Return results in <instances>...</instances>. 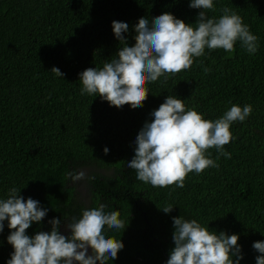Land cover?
I'll return each instance as SVG.
<instances>
[{"label":"trees","instance_id":"trees-1","mask_svg":"<svg viewBox=\"0 0 264 264\" xmlns=\"http://www.w3.org/2000/svg\"><path fill=\"white\" fill-rule=\"evenodd\" d=\"M189 3L0 0V200L15 187L48 209L27 234L49 231L52 218H61L65 230L83 210L104 204L105 212L118 211L129 224L124 231L106 228L108 237L124 243L108 264H166L174 247L172 217L180 215L216 233L238 234L240 264H256L259 253L252 245L264 241V0H213L215 10L207 11L218 19L227 7L242 17L258 37L254 55L239 41L231 54L206 48L190 69L146 83L148 98L139 108H117L81 94L79 73L102 69L125 46L114 36L113 20L129 24L123 35L132 46L133 26L143 16L151 22L170 12L196 28L200 10ZM204 68L211 71L205 74ZM167 96L213 121L233 104L253 108L245 121L231 125L233 139L224 146L231 157L219 156V168L188 173L182 188L142 182L127 162L135 155L139 130ZM209 153L214 160L219 155L215 148ZM68 172H83L85 178L73 182ZM168 204L174 207L166 214L161 209ZM7 224L0 232V264H7L14 251Z\"/></svg>","mask_w":264,"mask_h":264},{"label":"clouds","instance_id":"clouds-1","mask_svg":"<svg viewBox=\"0 0 264 264\" xmlns=\"http://www.w3.org/2000/svg\"><path fill=\"white\" fill-rule=\"evenodd\" d=\"M189 7L200 10L196 28L170 12L151 18V22L143 16L133 26L136 35L132 46L123 35L129 31V24L113 20L114 36L125 46L119 48L118 58L106 62L102 69L90 67L79 73L81 94L99 96L117 108L125 104L139 108L148 98L146 83L162 76L167 80L170 75L190 69L194 58L205 55L206 48L231 54L239 41L249 54L258 51V37L231 9L223 8L224 14L216 19L207 15L208 10H215L213 0H190ZM203 70L205 74L211 71ZM51 71L59 77L65 75L57 67ZM252 111L251 105L233 104L222 117L207 120L194 109L186 110L182 99L167 96L150 113L153 119L145 121L139 130L135 155L127 161L128 167L136 170L138 180L153 187L175 184L182 188L188 173L219 168V156L231 157L224 149L233 139L231 125L245 121ZM211 148L219 154L216 160L210 158V153L206 156ZM108 151L105 147V154ZM66 177L76 182L84 179L85 173L68 172ZM20 191L13 187L7 199L0 200V232L7 220L11 230L7 241L14 249L7 264H108L118 258L124 243L105 234L106 228L124 231L128 227L118 211L105 212L106 205L100 204L83 210L81 218L66 222L69 235L60 231L61 218L48 221L49 231L29 235L26 230L33 222H42L48 209L41 207L38 200L25 199ZM173 207L168 204L160 209L167 214ZM172 220L174 247L166 264H240L243 259L238 234L216 233L181 215ZM252 247L259 253L256 264H264V241H255Z\"/></svg>","mask_w":264,"mask_h":264},{"label":"flooded vegetation","instance_id":"flooded-vegetation-1","mask_svg":"<svg viewBox=\"0 0 264 264\" xmlns=\"http://www.w3.org/2000/svg\"><path fill=\"white\" fill-rule=\"evenodd\" d=\"M62 228L63 227L60 228V231H61L62 234H64V235H69L70 234V231L67 232V230H69V229L65 228V230H63Z\"/></svg>","mask_w":264,"mask_h":264},{"label":"rangeland","instance_id":"rangeland-1","mask_svg":"<svg viewBox=\"0 0 264 264\" xmlns=\"http://www.w3.org/2000/svg\"><path fill=\"white\" fill-rule=\"evenodd\" d=\"M80 191L83 192V191H84V188L82 187V188L80 189Z\"/></svg>","mask_w":264,"mask_h":264}]
</instances>
